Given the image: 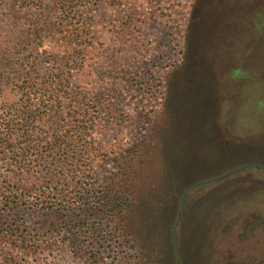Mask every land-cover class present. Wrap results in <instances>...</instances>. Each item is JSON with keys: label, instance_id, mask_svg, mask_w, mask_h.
Instances as JSON below:
<instances>
[{"label": "rangeland", "instance_id": "374dc122", "mask_svg": "<svg viewBox=\"0 0 264 264\" xmlns=\"http://www.w3.org/2000/svg\"><path fill=\"white\" fill-rule=\"evenodd\" d=\"M0 59L61 76L59 98L32 102L60 99L61 113L89 119L97 184L127 187L111 219L83 218L75 245L74 225L27 213L28 246L0 237V251L29 264H179L185 191L252 164L186 192L176 245L183 264H264V0H0ZM16 83L4 80L1 103L19 100ZM9 175L0 166L1 186Z\"/></svg>", "mask_w": 264, "mask_h": 264}, {"label": "trees", "instance_id": "16d2710c", "mask_svg": "<svg viewBox=\"0 0 264 264\" xmlns=\"http://www.w3.org/2000/svg\"><path fill=\"white\" fill-rule=\"evenodd\" d=\"M50 26L51 23L39 25L36 30L50 31ZM78 37L70 34L67 42L72 45ZM73 50L76 49H68L69 52ZM10 78L16 79L17 83L19 81L17 92L20 98L9 104L1 103L0 99V166L11 178L8 184L0 185V237L15 249L27 247L28 240L23 234L29 221L23 215L38 213L60 216L74 225L68 238H72L75 245L79 240L78 225L82 220L97 217L98 214L110 215L111 219L112 212L120 207L123 191L127 187L121 184L115 190L112 184H97L100 179L94 176L96 172L91 160L95 143L93 139L88 142L84 137L89 119L88 122L76 120L74 116L61 113L60 99L55 100L58 103L51 104L44 99L40 104L32 102L36 92L45 98L47 95L59 98L61 91L56 86L66 88L61 76L43 72L33 65L19 69L12 67L8 71L0 68V97L4 80ZM39 125L47 127L46 131L35 132ZM32 177L46 181V185L37 190L20 183ZM93 178L94 181L87 187L84 181ZM112 193L119 200L113 199ZM81 252L82 249L76 246L75 254L80 255ZM92 256L97 258L99 255ZM0 264L29 263L17 259L11 250L0 251Z\"/></svg>", "mask_w": 264, "mask_h": 264}, {"label": "water", "instance_id": "95a60500", "mask_svg": "<svg viewBox=\"0 0 264 264\" xmlns=\"http://www.w3.org/2000/svg\"><path fill=\"white\" fill-rule=\"evenodd\" d=\"M251 165L252 164H244V165L238 166V167H236V168L228 171L225 174H222V175H219V176H215V177H212V178H209V179H206V180H203V181L194 183L193 185H191L190 187H188V189L185 191V193L183 194V196L181 198V201H180V203H181V212H180V215H179L177 221L175 222V225H174L173 230H172V239H173L174 251H175V255H176V258H177L179 264H183V262H182V259H181L180 255H179V252H178V249H177V245H176V226H177L178 222L180 221L181 216H182V213H183L184 196H185L186 192L189 191L190 189L194 188V187H197V186L201 185V184L207 183V182H209L211 180L220 179V178H222V177H224V176H226V175H228V174H230V173H232V172H234L236 170H239V169H241L243 167H248V166H251Z\"/></svg>", "mask_w": 264, "mask_h": 264}]
</instances>
